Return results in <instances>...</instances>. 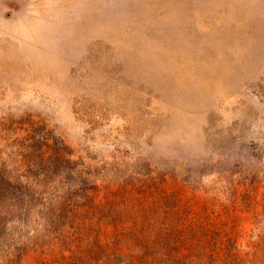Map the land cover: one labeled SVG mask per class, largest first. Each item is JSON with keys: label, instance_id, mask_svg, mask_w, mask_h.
Returning <instances> with one entry per match:
<instances>
[{"label": "rangeland", "instance_id": "374dc122", "mask_svg": "<svg viewBox=\"0 0 264 264\" xmlns=\"http://www.w3.org/2000/svg\"><path fill=\"white\" fill-rule=\"evenodd\" d=\"M36 125L105 168L81 206L101 242L131 223L114 207L141 202L201 229L181 246L214 264L264 262V0H0V162L22 170ZM77 244L17 264L130 253Z\"/></svg>", "mask_w": 264, "mask_h": 264}, {"label": "trees", "instance_id": "16d2710c", "mask_svg": "<svg viewBox=\"0 0 264 264\" xmlns=\"http://www.w3.org/2000/svg\"><path fill=\"white\" fill-rule=\"evenodd\" d=\"M19 144L20 172L0 162V264H17L28 250L42 252L47 245L73 241L78 243V250L73 251L76 257L88 256V252L114 254L112 248L122 244L130 251L124 264H214L205 251L181 246L198 231L201 234V229L196 232L184 222L162 221L160 211L141 202L138 212L132 205L114 207L121 216L131 213V223L123 228L113 218L114 233L101 242L95 221L83 213L89 209L81 206L92 201L94 177L105 168H92L81 158H73L64 142L41 125L31 126ZM105 223L110 224L109 220ZM229 255L231 264H239ZM88 258L91 264L98 257ZM255 264L264 262L256 259Z\"/></svg>", "mask_w": 264, "mask_h": 264}]
</instances>
